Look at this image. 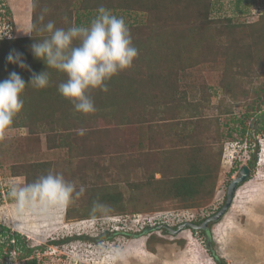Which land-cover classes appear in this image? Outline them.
Listing matches in <instances>:
<instances>
[{
	"label": "rangeland",
	"instance_id": "rangeland-1",
	"mask_svg": "<svg viewBox=\"0 0 264 264\" xmlns=\"http://www.w3.org/2000/svg\"><path fill=\"white\" fill-rule=\"evenodd\" d=\"M38 1L30 37L24 33L33 25L32 0H0V31L10 29L14 42L0 44V80L17 72L18 66L6 61L9 52H29L31 40L49 35L41 31L48 21L67 29L89 26L98 15L87 14L83 0ZM211 7V17L223 19L224 26L229 20L245 26L237 32L232 28L234 44H221L213 55L208 52L210 57L207 50L189 49L185 62L171 58L177 64L172 65L169 52L138 45L132 35L138 49L133 66L108 81L107 93L88 92L95 113L73 110L57 91L66 75L55 69L49 71L48 88L26 87L23 110L0 141V244L7 239L1 235L5 227L21 236L29 252L6 245L0 264H217L211 254L219 264H264V133L255 135L264 104L255 105L245 121L247 134L234 129L264 87V0H212ZM43 9L48 11L41 20ZM123 10L109 11L130 29L146 23V13ZM169 39L176 44L173 36ZM243 60V69L229 67ZM29 62L34 70L35 60ZM19 72L28 83L29 71ZM81 128L83 136L77 134ZM254 141L259 146L256 166L224 216L202 230L179 229L218 212ZM196 148L214 188L203 187L199 205L183 209L163 195L160 183L175 172L186 174ZM49 172L62 174L77 191L83 186L84 193L74 195L66 208L18 209L12 187ZM104 194L109 201L100 200ZM105 231L119 234L99 243L89 238ZM67 237L71 241H61ZM114 250L119 259H112Z\"/></svg>",
	"mask_w": 264,
	"mask_h": 264
},
{
	"label": "clouds",
	"instance_id": "clouds-1",
	"mask_svg": "<svg viewBox=\"0 0 264 264\" xmlns=\"http://www.w3.org/2000/svg\"><path fill=\"white\" fill-rule=\"evenodd\" d=\"M47 11L43 9L41 20ZM34 27L30 25L24 34L32 37ZM10 31H0V40L5 37L12 39ZM41 31L49 35L33 43L31 52L36 59L44 62L47 70L32 73L28 83L15 71L0 80V141L6 139V132L11 129L14 118L23 110L22 94L26 87L30 85L42 90L50 86L49 68L66 75V80L57 86L58 93L73 105L75 112L87 115L97 111L88 95L89 90L107 93L108 81L119 72L130 69L138 57V49L133 45L125 20L103 7L98 9V15L89 26L72 25L64 29L56 27L50 20ZM6 61L31 72L20 52L10 51ZM77 134L83 136L85 129H77ZM84 191L83 186L77 191L75 183L66 181L62 174L49 172L23 187L13 186L10 195L18 209L35 207L47 211L66 208L73 202L74 195L78 197ZM119 258V250H114L112 259Z\"/></svg>",
	"mask_w": 264,
	"mask_h": 264
},
{
	"label": "trees",
	"instance_id": "trees-1",
	"mask_svg": "<svg viewBox=\"0 0 264 264\" xmlns=\"http://www.w3.org/2000/svg\"><path fill=\"white\" fill-rule=\"evenodd\" d=\"M114 1L115 0H83L82 9L86 11L87 14H90L92 11L96 13L101 7L107 10L123 8V11L125 12L135 10L139 13H146L147 19L144 25H140L138 27L136 26V28H129L131 36L134 35V39L138 45L142 44V46H147L146 43H148L150 47L147 46V49L154 47L156 51L164 50L169 52L167 54L170 56V58H168V63H172V65L177 64L175 61L171 60V58H176L178 59L177 61L185 62L183 57H189L186 56V54H188V52L192 51L193 49L198 51L202 50L203 52H205L204 50H207L206 55L200 52L197 54L200 56L205 55L206 57H210L208 54H212L211 51H213V49L218 51L221 44L224 45L228 42L234 44L236 36L231 35L232 28H234V32L245 28L244 25L231 23L230 20V23L227 21L228 26H224L225 23L223 19L212 18V0H119L120 2H116V4ZM38 2V0H32L33 25L36 21V16H34V14L36 13ZM34 4L35 7H33ZM79 24L80 21L78 19L77 25ZM169 36L174 37L177 45L170 42L172 39H169ZM261 39H263L262 34L259 37L257 36L256 40L260 42ZM37 41V39L31 40L30 46ZM6 43H14L13 38H4L0 40V44ZM189 49L192 50L189 51ZM150 50L153 51L152 49ZM21 53L23 54L24 61L28 66H30L29 61L32 58L35 60V64L32 66L35 68L34 70L31 69L32 73H40L47 70V66L44 64V62L36 59L33 56L31 50L29 52L24 51ZM194 53L196 54V52H193V54ZM246 64L247 62L243 60L241 65L240 63H238V65L229 64V67H239L240 69H243ZM20 69L21 68L17 67V73L24 75L23 72H19ZM50 70L51 69L49 68L48 73ZM32 73L29 72L27 75H32ZM222 80L225 83H228V80H230V83L232 81L231 78H222ZM257 94L258 102H252L250 105H246L245 113L240 119L237 120L238 126L234 129L235 131H238L241 136L247 134L249 131V126L246 125L245 121L251 118L254 114L255 105L257 106L258 104H264V99L262 97L264 94V87L261 88L260 92L258 91ZM256 125L255 135L263 134L264 109L261 110V116L260 119L257 120ZM227 135L231 136V133H228ZM258 147V143L254 141L252 154L246 162V166L249 167L250 171H252L256 166L257 152L259 149ZM200 151L201 149L196 148L190 152V167L186 174H179L175 172L172 177L165 180L163 179V181L160 183L163 186L161 187L163 190V195L177 200L179 202V206L183 209L194 208L199 205L200 196H202L201 189L203 187L207 186L210 189L214 188V180H210V182L207 183L209 180V168L202 166L198 162V154ZM109 197V195L104 194L101 196L100 200L109 201ZM203 220L199 222L197 221V223L199 224ZM117 234H119L117 231H105L98 234L94 238H89L93 242L99 243L101 240L108 239L111 235L113 236ZM1 235L6 236L7 239L5 242L0 244V257L3 256V248L6 245L8 246V249H18L20 247L24 252H29L27 251V248L25 247V244L19 234H9L8 229L2 227ZM71 239L72 238L67 237L63 238L61 241L66 242L68 240L71 241ZM10 242L11 244H9ZM211 256L214 258L215 262L219 264L220 260L216 258L214 254H211ZM34 262L35 261H32L31 263Z\"/></svg>",
	"mask_w": 264,
	"mask_h": 264
},
{
	"label": "water",
	"instance_id": "water-1",
	"mask_svg": "<svg viewBox=\"0 0 264 264\" xmlns=\"http://www.w3.org/2000/svg\"><path fill=\"white\" fill-rule=\"evenodd\" d=\"M250 175V169L248 166L244 165L243 167H241L240 171L238 172V175L233 178L228 186H227V191H226V200L225 203L223 204V206L218 210L217 213H215L214 215L204 219L201 223L199 224H183L181 226H179V229L181 227L185 226H189L191 229H205L207 227V225L211 222H216L218 220H220L224 214L229 210V208L232 205V202L234 200V196L236 193V190L239 188V186H241L242 184H244L247 180L248 177Z\"/></svg>",
	"mask_w": 264,
	"mask_h": 264
},
{
	"label": "flooded vegetation",
	"instance_id": "flooded-vegetation-1",
	"mask_svg": "<svg viewBox=\"0 0 264 264\" xmlns=\"http://www.w3.org/2000/svg\"><path fill=\"white\" fill-rule=\"evenodd\" d=\"M204 232H206L205 230H203Z\"/></svg>",
	"mask_w": 264,
	"mask_h": 264
}]
</instances>
